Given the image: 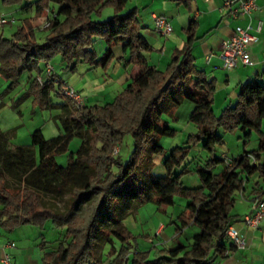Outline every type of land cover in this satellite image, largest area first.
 Returning a JSON list of instances; mask_svg holds the SVG:
<instances>
[{
    "label": "trees",
    "instance_id": "16d2710c",
    "mask_svg": "<svg viewBox=\"0 0 264 264\" xmlns=\"http://www.w3.org/2000/svg\"><path fill=\"white\" fill-rule=\"evenodd\" d=\"M21 1L3 0L12 5ZM129 2L38 0L35 16L25 18L10 38L0 35V72L9 81L6 93L29 73L25 97L33 96L43 109H59L64 130L63 135L47 140L38 129L32 134V146L13 148L9 145L11 134L0 129V224L8 230L24 225L43 228L52 220L63 237L55 250L44 254V264H125L132 247L117 251L115 246L116 239L130 244L133 237L124 225L125 217L146 202L168 207L180 196L187 203L174 224L178 232L195 226L192 242L163 248L153 260H146L150 254L137 252L134 262L219 264L237 248L227 233L235 221L237 198L254 176L260 183L252 192L263 200L264 83L258 77L248 79L241 85L236 102L218 116L214 110L217 82L197 67L192 53L197 20L192 19L186 30L182 53H173L162 69L148 62L146 53L152 47L142 34L138 10L126 11ZM48 8L57 16L43 29L46 15L44 21L40 18ZM106 9H112V15L100 19ZM38 31L45 32L44 36L39 37ZM98 38L107 43L101 57L92 49ZM118 44H123L126 55L119 60L127 67H137L138 73L112 102L79 106L62 93L66 82L59 79L55 58L60 57L72 71L81 63L106 68ZM47 64L54 66L51 76H46ZM39 77H43L42 83ZM52 95L62 102L53 103ZM185 99L195 105L190 121L197 132L168 152L166 173L154 175L151 156L163 151L159 139L176 133L161 119L164 104L168 101L170 107H176ZM221 130L240 132L244 146L256 133L257 148L244 149L227 163L226 156L214 155L216 147L225 143ZM127 135L133 137L134 149L124 160L120 152H114ZM75 137L82 143L63 167L56 157L69 150ZM201 143L212 157L195 171L200 185L189 187L183 177L191 171L187 166L178 169ZM220 164L224 168L217 174L214 169ZM106 246L111 249L107 254ZM112 255L114 259L108 261Z\"/></svg>",
    "mask_w": 264,
    "mask_h": 264
},
{
    "label": "rangeland",
    "instance_id": "374dc122",
    "mask_svg": "<svg viewBox=\"0 0 264 264\" xmlns=\"http://www.w3.org/2000/svg\"><path fill=\"white\" fill-rule=\"evenodd\" d=\"M38 0H22L20 4L12 5L6 4L0 0V14L14 18V22L7 24L0 29V35L10 38L14 32L18 30L22 21L25 18L36 15V5ZM131 8L127 6L126 11ZM45 12L40 18L44 21ZM112 15V9H106L100 19H108ZM45 32L38 31L37 35L44 36ZM158 35V34H156ZM166 36L160 37L161 44L165 42ZM99 57L103 56L107 49L105 39L98 38L93 45ZM114 58L106 67L92 68L87 63H81L77 66L75 71L66 68V64L62 63L60 57L55 58L53 65L59 75V79L65 81L69 85L82 90V98L84 105L105 104L112 102L115 97L126 86V78L129 77L133 65L125 66L119 58L125 56L123 44H118L113 47ZM147 54L149 64L153 65L152 58ZM29 73H24L19 79V84L6 93L9 86V81L0 72V129L4 132H9L10 144L12 146H32V134L34 131L42 130L47 140L63 135L64 130L60 122L59 116L61 111L56 108L43 109L38 105L33 96L25 97L28 88ZM85 80L86 83H83ZM86 95L91 96L89 101L86 100ZM52 101L55 104L62 102L61 98L52 95ZM195 105L189 100H184L176 107H170L169 102H165L162 121L169 123V125L176 130L173 137H161L159 144L163 147V151L158 154H153L151 159L154 163L153 174L164 175L166 173L164 166V159L168 152L176 146H182L190 135L197 132L196 126L190 121V115ZM219 101L215 106V113L219 116L223 109L220 110ZM224 137V144L218 145L215 149V156H226L229 159L237 157L244 149L251 150L257 148V134H253L252 141L244 146L243 141L239 139L240 132H224L221 130ZM82 140L78 137L72 139L69 145V150L56 157L57 163L66 167L69 163V156L71 152H77L80 148ZM134 149V139L131 135L125 136L122 144L115 150L114 155L118 152L124 160H127ZM212 155L204 148L203 144H198L193 147L189 157L178 171H182L186 166L191 171L184 175L183 181L186 186L197 187L200 185V180L195 172L198 165H204ZM224 168L223 164L218 165L215 173H220ZM240 198H237V203H240ZM187 201L183 197H176V203L172 206L163 207L166 210H160V207L155 202H146L138 209L127 215L124 219V225L131 232L132 238L130 244H122L121 241H116V249L120 251L123 247H132V252L129 254V259L125 264H138L134 262L136 253L150 254L149 259L153 260L159 250L168 247H176L178 240H174L176 233L175 224L172 223L178 220V217L185 210ZM61 206H63L61 204ZM130 209L128 212L130 213ZM235 211V210H234ZM233 211V213H235ZM175 212V213H174ZM174 213V219H171V214ZM161 223L166 224L165 235L169 236L166 240L164 236H157V228ZM195 231L190 229V234ZM63 237L61 230L55 229L52 220H48L45 226L39 227L35 225H24L13 230H8L0 224V242L4 246L7 242H14L19 248L20 255L18 256L17 264H44L43 257L46 252L55 250ZM185 239V236L184 238ZM46 242V243H44ZM192 242V241H190ZM12 250V249H11ZM11 250L9 251L11 253ZM110 246L105 247V253L110 251ZM12 254V253H11ZM13 256V255H12ZM114 259V255L108 256V261Z\"/></svg>",
    "mask_w": 264,
    "mask_h": 264
},
{
    "label": "crops",
    "instance_id": "0c3cea01",
    "mask_svg": "<svg viewBox=\"0 0 264 264\" xmlns=\"http://www.w3.org/2000/svg\"><path fill=\"white\" fill-rule=\"evenodd\" d=\"M188 1L187 3L186 0H130L127 6L138 10L141 24L144 27L142 34L152 47L146 56L149 54L148 57L152 58V64L162 69L170 63L173 53H182L187 39L186 30L192 19L197 20L198 29L192 53L196 59L197 67L203 70L209 79L216 80L217 91L214 98V110L217 101H219L218 108L221 110L236 102L241 85L248 79L258 77L264 83V0H257L258 9L251 15L242 16L238 19L232 18L228 10L222 11L224 0ZM157 15L166 16L174 28V32L166 38L163 44H161L160 36L156 35L154 31V16ZM259 22H262L259 42L250 45L255 65L244 66L239 63L232 70L224 69L221 59L223 41L232 35L236 26L246 27L251 24L253 27H257ZM137 73L138 68L134 66L129 77L126 78V85ZM83 83H86L85 80ZM82 90H79L81 96ZM86 97L87 101L91 98L88 95ZM9 145L13 148L17 147L12 146V144ZM258 183L260 181L257 176L250 179L246 191L238 196L241 202H236L234 209L235 221L232 226L246 239V246L244 249L236 248L230 251L229 255L221 259L219 264H264V222L257 228L249 227L244 223L245 217L254 212L255 201L258 197L252 190L253 186ZM160 210H163V207H160ZM163 211L167 213L166 210ZM174 213L171 214L172 220ZM166 227L165 223H161L156 234L169 240V236L164 234ZM194 228L195 231L191 235L190 229ZM196 231L197 229L193 225L186 227L181 232L176 229L173 237L175 241L178 240L176 247L190 244ZM184 236L185 239H183ZM2 244L3 242H0V258L2 256ZM18 250V247L11 250L15 264L18 263V256L20 255Z\"/></svg>",
    "mask_w": 264,
    "mask_h": 264
},
{
    "label": "built area",
    "instance_id": "2783aa9c",
    "mask_svg": "<svg viewBox=\"0 0 264 264\" xmlns=\"http://www.w3.org/2000/svg\"><path fill=\"white\" fill-rule=\"evenodd\" d=\"M258 9L257 0H224L222 11L228 10L232 18L238 19L242 16H249ZM57 16L54 9H46V20L42 26L43 29L51 26V20ZM15 20L0 15V29L13 23ZM262 30V22H259L257 27L251 24L243 27L238 25L235 27L231 36L226 38L222 43L221 59L223 68L232 70L242 63L244 66H254L255 62L252 59L250 45L259 42V33ZM154 31L160 37L170 36L174 32V28L169 19L164 15L154 16ZM54 72V66L47 64L46 76H51ZM38 81L43 82V77H39ZM62 93L75 101L79 106H83V98L77 88L64 83L62 86ZM226 162L230 163L231 159L226 158ZM264 222V199L255 201L254 212L252 215L246 216L244 219L245 225L257 228ZM228 236L237 245V248L244 249L246 246V239L240 235L239 231L233 226L228 230ZM16 248L14 242H7L2 246V256L0 264H15L11 249Z\"/></svg>",
    "mask_w": 264,
    "mask_h": 264
}]
</instances>
